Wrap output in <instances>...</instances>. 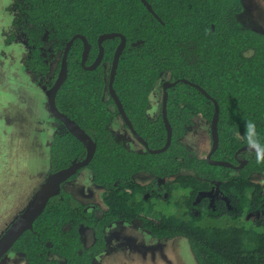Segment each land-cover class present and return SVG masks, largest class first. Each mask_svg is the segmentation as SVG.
Wrapping results in <instances>:
<instances>
[{
  "label": "trees",
  "instance_id": "16d2710c",
  "mask_svg": "<svg viewBox=\"0 0 264 264\" xmlns=\"http://www.w3.org/2000/svg\"><path fill=\"white\" fill-rule=\"evenodd\" d=\"M146 1L160 21L141 0H14L9 7L14 20L4 32L6 44L14 33L22 37L27 48L24 68L38 86L45 87L42 80L48 76L52 85L64 50L76 35L91 46L87 67L99 54L100 36L117 33L126 38L113 87L150 150H160L167 142L162 116L151 115V95L164 76L170 82L188 80L213 99L183 83L170 88V147L159 154L132 151L112 129L119 112L108 93L110 70L105 66L111 65L120 39L103 43V62L93 71L82 67L84 44L77 39L56 106L97 144L87 169L92 183L102 189L105 210L99 214L97 207L63 189L9 253L22 255L27 264H94L108 250L106 230L134 222L154 239L187 240L196 264H264V193L254 181L264 174V158L244 152L239 154L247 160L243 168L214 166L182 142L196 117L211 124L216 101L219 147L212 159L236 166V155L244 147L257 145L264 152V35L240 23L242 0ZM55 122L50 173L86 157L85 147ZM141 173L151 177L149 184L135 182ZM180 190L184 195L177 196ZM174 197H179L175 205L181 215L157 210L159 200ZM249 215L252 219L244 221ZM205 219L230 223L204 224ZM82 228L93 231L89 247Z\"/></svg>",
  "mask_w": 264,
  "mask_h": 264
},
{
  "label": "rangeland",
  "instance_id": "374dc122",
  "mask_svg": "<svg viewBox=\"0 0 264 264\" xmlns=\"http://www.w3.org/2000/svg\"><path fill=\"white\" fill-rule=\"evenodd\" d=\"M242 1L245 9L239 16L240 23L264 35V1ZM10 3L11 0H0V234L26 208L49 175L50 142L57 129L49 113L45 91L33 83L23 66L18 68L27 56L25 50L18 44H5L2 36L11 23L6 10ZM105 66L109 71L110 64ZM162 80L167 81L168 76ZM156 89L151 112L154 118L161 109L162 82ZM112 129L119 132L130 149L144 151L129 130L123 127L121 120L118 119ZM183 141L198 158L205 159L212 148L210 125L198 119L193 132ZM86 170L65 184L63 189L82 203L96 206L101 214L105 210L102 190L93 186L90 173ZM135 181L147 185L151 177L141 173L135 177ZM254 181L260 183L264 191V174L256 175ZM177 193V196L184 195L181 190ZM178 199L159 200L157 210L181 215L183 211L175 205ZM249 219L252 217L244 221ZM203 223L226 226L230 220L205 219ZM139 226L140 223L135 222L109 228L107 239L111 246L110 254L97 258L95 264H196L187 240H157L140 230ZM81 234L85 245L90 246L93 242L91 230L82 228ZM0 264L27 263L22 255L11 254Z\"/></svg>",
  "mask_w": 264,
  "mask_h": 264
},
{
  "label": "water",
  "instance_id": "95a60500",
  "mask_svg": "<svg viewBox=\"0 0 264 264\" xmlns=\"http://www.w3.org/2000/svg\"><path fill=\"white\" fill-rule=\"evenodd\" d=\"M142 3L145 5L147 10L155 16L157 20L160 21L159 17L154 13L153 8L151 7L150 3H148L146 0H141ZM116 38L120 39V44L116 49L113 61L111 63V68L109 71V85H108V92L112 100L114 101L120 116L122 117L124 123L129 128V130L132 132L135 139L142 144L145 149H147L151 154H159L165 152L172 143V136L173 131L172 127L169 123L168 117H167V103H168V89L173 88L178 85V83H183L186 85L193 86L201 91V93L208 99L213 100L209 94L203 90L201 87L192 84L188 80L182 79L176 82H165L163 85L164 95H163V104H162V118L163 122L167 131V142L164 148L160 150H150L148 147L147 142L140 137L135 129L133 128L129 118L126 115V112L123 108L122 102L120 101L118 95L116 94L113 84L117 72V68L119 65V61L121 58V55L123 54L126 45L127 40L126 38L117 33H111V34H105L99 37V54L95 60V62L90 66H85L91 46L88 43L87 39L84 36L76 35L72 38V40L67 44L63 57H62V63L61 68L58 74V77L55 81V84L53 87L46 92L47 95V103L49 107V111L53 118L59 120L63 126L72 134L78 142H80L86 149V157L82 160H75L71 163V165L65 169H62L58 172L50 174L45 182L41 185V188L39 189L38 193L34 196L30 204L24 209V211L16 218V220L12 223V225L6 230V232L2 235L0 238V262L8 255V253L11 251V249L14 247V245L19 241V239L26 233L27 231H32L34 227V223L36 222L37 218L40 217L45 209L47 208L48 203L51 199L57 197L60 195L64 185L73 178L79 170L85 169L88 167L90 162L95 156L97 144L93 141V139L79 126L77 123L70 118H68L65 114H62L57 106H56V97L57 94L62 87V85L65 83L68 77V55L69 52L74 44V42L77 39H80L83 41L84 44V52L82 57V67H84L88 71H93L99 67V65L102 64L104 59V48L103 43L107 40H114ZM215 104V112L214 117L211 122V133H212V150L210 155L207 158V161L214 166H221V167H228L233 168V165L227 162H221V161H214L211 159L212 155L215 153V151L219 147V134H218V123H219V105L216 101H213ZM240 151H247L250 153H256L262 158H264V152L261 150V148L257 145H250L246 146Z\"/></svg>",
  "mask_w": 264,
  "mask_h": 264
},
{
  "label": "flooded vegetation",
  "instance_id": "af4514ba",
  "mask_svg": "<svg viewBox=\"0 0 264 264\" xmlns=\"http://www.w3.org/2000/svg\"><path fill=\"white\" fill-rule=\"evenodd\" d=\"M11 2L13 3L14 2V0H11ZM12 3H10L9 4V6L7 7V12H8V14L10 15V17H11V23H10V26H9V28L7 29L8 31L10 30V28H11V25H12V22H13V20H14V15H13V13L11 14L10 12H9V7L11 6V4ZM15 34V36H14V39L10 42V44L9 45H11V44H18V45H20L24 50H25V52H26V54H27V48H26V46H25V44H24V42H23V40H22V37L19 35V34H17V33H14ZM2 36L4 37V41H5V44H6V42H7V35H5V33L3 32V34H2ZM63 56V55H62ZM61 54L60 55H58V58L54 61V63H53V66H52V71L50 72V75H53L54 74V71H55V69H56V67L58 66V64H59V62L61 61ZM26 59H27V56H26V58L22 61V64H20L19 65V67L18 68H20V67H22L23 66V68L25 67V64H26ZM110 68H111V66H110ZM24 70H25V68H24ZM110 70V69H109ZM25 73H26V70H25ZM27 74V73H26ZM58 74H59V72H58ZM58 74H57V77H58ZM57 77L55 78V80H54V82L52 83V85H49V83H50V79H51V77L50 76H48L46 79H43L42 81H43V83H44V85H45V87H42V86H40L44 91H45V95H46V92L48 91V90H50L52 87H53V85L55 84V81H56V79H57ZM30 78V77H29ZM33 81V80H32ZM167 81H169V80H167ZM167 81H164L163 83H162V102H161V109H160V113L157 115V116H155V118H157V117H159V116H162V104H163V95H164V90H163V85H164V83L165 82H167ZM170 82V81H169ZM34 83V82H33ZM35 84V83H34ZM36 85V84H35ZM158 86V85H157ZM157 86L154 88V90H153V93H152V95H151V105H152V110H151V112L153 111V107H154V104H155V101H154V96H156V94H157ZM170 89V88H169ZM168 89V90H169ZM167 90V91H168ZM109 93V92H108ZM110 96V95H109ZM46 98H47V95H46ZM105 100H107V98L105 99ZM115 104V103H114ZM116 106V105H115ZM49 108V107H48ZM117 108V107H116ZM119 112V111H118ZM50 113V112H49ZM50 115H51V113H50ZM167 117H168V115H167ZM51 118L53 119V116L51 115ZM118 119L119 120H121L122 121V125H123V127L125 128V129H128L129 130V128L128 127H126L125 125V123H124V121H123V119H122V117L120 116V114H119V117H118ZM117 119V120H118ZM163 119V118H162ZM198 119H200V120H203L202 118H200V117H196L195 118V126H196V122H197V120ZM116 120V121H117ZM115 121V122H116ZM204 121V120H203ZM52 122H54L55 123V126H56V130L54 131V133L58 130V125H57V123L55 122V118H54V120L52 121ZM205 122V121H204ZM210 125V130H211V124H209ZM195 126H194V128H195ZM194 130V129H193ZM193 130H192V132H193ZM114 131V130H113ZM129 132L131 133V135L133 136V134H132V132L129 130ZM118 135H120L119 134V132H116ZM191 133V132H190ZM189 133V134H190ZM35 135H37V134H35ZM188 135V134H187ZM186 135V136H187ZM121 136V135H120ZM185 136V137H186ZM134 137V136H133ZM184 137V138H185ZM123 138V137H122ZM135 138V137H134ZM124 139V138H123ZM125 140V139H124ZM138 142V141H137ZM182 142H183V144H185L189 149H191V147L188 145V144H186L184 141H183V138H182ZM139 143V142H138ZM140 144V143H139ZM141 146L143 147V149L145 150V147L141 144ZM213 146V145H212ZM130 150H132V149H130ZM147 150V149H146ZM192 150V149H191ZM211 150H212V148H211ZM132 151H136V150H132ZM193 151V150H192ZM217 151V150H216ZM215 151V152H216ZM142 152V151H141ZM194 152V151H193ZM244 152H246V153H250V152H247V151H239L238 152V154L236 155V162H237V164L238 165H233V168H235V169H240V168H243L246 164H247V160L244 158V157H242L241 155H239L240 153H244ZM210 153H211V151H210ZM210 153L208 154V156L210 155ZM195 154V153H194ZM196 155V154H195ZM197 156V155H196ZM208 156L205 158L206 160H207V158H208ZM213 156V155H212ZM198 157V156H197ZM200 159H203V158H200ZM211 159H212V157H211ZM82 160V159H81ZM213 160V159H212ZM215 161V160H214ZM222 162V161H221ZM228 163V162H227ZM231 164V163H230ZM85 169H87V168H85ZM85 169H81V170H79L78 171V173L73 177V179L71 178L68 182H70V181H72V180H74L76 177H78L80 174H81V172L82 171H85ZM86 171H88L89 173H90V171L87 169ZM50 174H52V173H49V175ZM48 175V176H49ZM47 176V177H48ZM89 178L91 179V173H90V176H89ZM166 181H168L167 179H166ZM67 182V183H68ZM91 182H92V179H91ZM136 182V181H135ZM66 183V184H67ZM43 184V183H42ZM93 184V183H92ZM149 184V183H148ZM93 186H95L94 184H93ZM95 187H97V186H95ZM263 187V186H262ZM64 188V187H63ZM97 188H99V187H97ZM99 189H101V188H99ZM63 190V189H62ZM102 190V189H101ZM263 193H264V191H263ZM32 201V200H31ZM30 201V202H31ZM30 203H28V205H29ZM85 204V203H84ZM27 205V206H28ZM92 205V204H91ZM26 206V207H27ZM94 206V205H93ZM96 207V206H95ZM26 209V208H25ZM24 211V210H23ZM23 211H21V212H19V214H18V216L23 212ZM17 216V215H16ZM15 216V218H13L14 220H12L11 222H10V224L9 225H7V226H5V229L2 231V233L0 234L1 236H0V238L2 237V235L6 232V230L12 225V223L16 220V218L18 217H16ZM249 216H252V215H249ZM135 223V222H134ZM121 224H124V223H121ZM126 224V223H125ZM133 224V223H132ZM115 225H118V224H115ZM115 225H113V226H115ZM113 226H111V227H113ZM110 227V228H111ZM86 229H88V228H86ZM109 229V228H108ZM107 229V230H108ZM89 230H91V229H89ZM107 230H106V241H107V246H108V250L104 253V254H102V255H105L106 253V255H108V254H110L109 253V251H110V249H111V246H110V244H109V241H108V239H107ZM91 232H92V235H93V242H94V234H93V231L91 230ZM93 242H92V244H93ZM85 244V243H84ZM91 244V245H92ZM90 245V246H91ZM87 247H89V246H87ZM10 253V252H9ZM8 253V254H9ZM9 255H11V254H9ZM102 255H100L99 257H101ZM98 257V258H99ZM96 260H97V258H96ZM95 260V261H96ZM1 263V262H0ZM95 264V263H94Z\"/></svg>",
  "mask_w": 264,
  "mask_h": 264
}]
</instances>
